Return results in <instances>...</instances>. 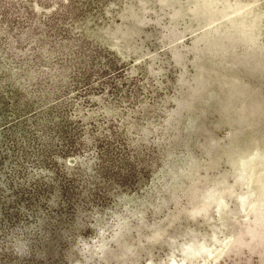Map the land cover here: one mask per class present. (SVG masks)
<instances>
[{"label": "rangeland", "instance_id": "rangeland-1", "mask_svg": "<svg viewBox=\"0 0 264 264\" xmlns=\"http://www.w3.org/2000/svg\"><path fill=\"white\" fill-rule=\"evenodd\" d=\"M0 264H264V0H0Z\"/></svg>", "mask_w": 264, "mask_h": 264}]
</instances>
